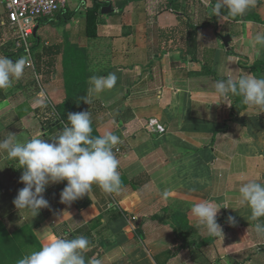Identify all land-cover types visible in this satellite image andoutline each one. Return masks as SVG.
Masks as SVG:
<instances>
[{"label": "crops", "instance_id": "1", "mask_svg": "<svg viewBox=\"0 0 264 264\" xmlns=\"http://www.w3.org/2000/svg\"><path fill=\"white\" fill-rule=\"evenodd\" d=\"M127 1L80 0L85 13L96 2L112 11H100L97 38L86 37L85 16L83 37H76L81 34L75 28L70 36L76 50L71 53L84 54L89 77L118 78L85 111L91 113L93 136L120 137L115 153L124 191L105 194L93 185L89 196L69 206L60 203L66 181L48 186L49 207L36 217L26 213L33 221V248L57 236L83 235L91 245L86 262L96 257L103 264H264V238L239 195L242 183L264 182V113L240 110L236 96L212 95L216 80L264 76V51L257 55L254 45L255 35L264 33V0H255L238 21L212 17L208 5L217 0ZM62 14L70 17L66 24L73 22L69 0ZM17 38L0 8V56L26 54L34 64L27 63L21 81L0 90V141L52 140L62 130L57 105L66 99L63 61L70 53L59 48L65 42L58 38L36 56L30 45V58L16 47ZM254 65L256 72L250 70ZM151 120L164 132L149 131ZM18 168L0 151V223L9 234L27 224L26 214L13 219V200L24 187ZM204 200L222 204L216 219L223 236L195 226L190 208ZM229 216L236 218L234 226Z\"/></svg>", "mask_w": 264, "mask_h": 264}, {"label": "clouds", "instance_id": "2", "mask_svg": "<svg viewBox=\"0 0 264 264\" xmlns=\"http://www.w3.org/2000/svg\"><path fill=\"white\" fill-rule=\"evenodd\" d=\"M254 6L255 0H217L215 4L208 5L211 16L222 20L228 17L242 19ZM254 45L257 55L264 51V33L255 35ZM27 63L26 57L0 56V90H7L14 82L21 81ZM117 79L115 73L90 76V87L79 98L80 101L90 105L99 94L113 89ZM212 95L224 100L238 96L243 105L264 113V76L244 74L216 80ZM61 124L62 130L52 140L33 137L20 142L10 137L0 141V151H6L7 158L14 160L19 165L18 169H22L20 183L24 187L18 191L13 204L18 211L23 210L33 217L38 216L41 209L49 207L44 193L52 184L67 182L60 193V203L69 206L86 194L89 196L93 185L105 194L124 191L119 171L121 162L115 153L116 146L121 143L120 137L112 132L93 136L90 111L69 113L67 122L61 121ZM239 195L250 209L248 219L256 221V234L264 238V223L258 222L264 218V182L242 183ZM221 205L213 200L193 204L190 215L196 221L195 226L210 236H223L216 219ZM227 220L233 226L237 223L233 216ZM90 246L89 239L83 235L71 238L57 236L38 250L24 255L17 264H103L96 257L86 262L85 252Z\"/></svg>", "mask_w": 264, "mask_h": 264}, {"label": "trees", "instance_id": "3", "mask_svg": "<svg viewBox=\"0 0 264 264\" xmlns=\"http://www.w3.org/2000/svg\"><path fill=\"white\" fill-rule=\"evenodd\" d=\"M131 1V0H129ZM127 1V2H129ZM214 1L212 4H215ZM108 3H100L96 2L94 6L88 9L85 13V35L90 39H95L98 37V22H99V14L102 10V6ZM227 16V12L224 13ZM70 17L62 14L58 17L59 23L66 22L69 20ZM231 20L238 21L240 20L239 17L232 18L228 17ZM47 19H43L40 21L39 24L47 23ZM21 51L25 53V48H21ZM71 61H66L68 58ZM64 58L63 67H64V83L66 88V99L62 104L57 105V111L62 118L63 121L67 122V116L69 113L81 112L85 111L87 108V104L80 101V97L87 93V80L89 78L88 68H87V61L82 53L74 52L68 54V56ZM257 65H254L250 68L251 71H255ZM256 72V71H255ZM240 102L237 104L240 110L246 109L248 106L243 105L241 103V98L236 96ZM3 225L2 223H0ZM5 226L3 225L0 228V254L4 257V259L11 260V264L14 260H19L22 258L26 251L30 249H34L33 246L36 243L34 238L31 234L26 232V229H22L17 231L13 234H9ZM7 231V232H6ZM18 234H25V236L17 237ZM20 238V239H18ZM33 239V240H32ZM10 243V244H9ZM15 244H17L15 246ZM9 248V249H6ZM35 250V249H34ZM4 251V252H3ZM11 254H14L17 259H12ZM16 261V264H17Z\"/></svg>", "mask_w": 264, "mask_h": 264}, {"label": "built area", "instance_id": "4", "mask_svg": "<svg viewBox=\"0 0 264 264\" xmlns=\"http://www.w3.org/2000/svg\"><path fill=\"white\" fill-rule=\"evenodd\" d=\"M68 0H0V8H5L12 29L17 31V48H25L31 58L29 38L34 35L36 27L43 19H58ZM28 66H34L30 61ZM148 130L152 133L164 132L158 121L151 120ZM119 152V150L117 149Z\"/></svg>", "mask_w": 264, "mask_h": 264}, {"label": "rangeland", "instance_id": "5", "mask_svg": "<svg viewBox=\"0 0 264 264\" xmlns=\"http://www.w3.org/2000/svg\"><path fill=\"white\" fill-rule=\"evenodd\" d=\"M79 5H80V0H69V7L71 10L75 11V15H76L72 23L69 22L68 24H66L68 22V20H66V22L59 23V19L48 18L47 23L40 24L41 27L38 30L37 35L29 38V43L33 49L34 56H36V54L38 52H41L44 48L50 47L47 45V43L52 44V46H56L58 38L60 39V41L62 40L63 42H65V45L64 46L59 45V46H61L59 48H61L62 50H64V48L68 49L67 53H71L72 51H76L74 49V47L71 46V44L74 41L70 36L72 33V29L75 28L76 31L77 32L79 31L78 33L81 34V36L76 35V37L77 38L83 37L82 32L84 30L85 9L81 5L80 6ZM76 37H75V39H76ZM59 43H61V42H59ZM77 43H79V42L77 41ZM69 48H71V49H69ZM77 52L80 53V51H77ZM24 56L26 57L27 60L29 59L26 54ZM66 61H71V60L68 57V58H66ZM29 62H30V60H29ZM33 79H34L35 83L37 84V86L40 88V82L41 81L40 82L38 81L36 75L33 76ZM10 209L12 210V208H10ZM16 212L17 213L13 216L14 221L19 220L20 217H22V215L27 213L23 210H20V211L17 210ZM27 216H28L27 214L25 216H23L22 221L26 219V223H27L26 224V232L28 234H31V231L29 230V228H32L33 221H31L30 218ZM3 225L0 224V228H2ZM4 228H6V227H4ZM5 230H7V229H5ZM16 236L17 237H20V236L24 237L25 234L20 235L17 233ZM18 239H20V238H18ZM16 245L17 244H15V246ZM6 249H9V248H6ZM33 250L34 249H30L29 251H26L24 254L26 255V254L32 252ZM11 257H12V259H17L14 254H11ZM16 261L17 260H14V262L12 264H16ZM0 264H11V260L4 259V257L1 256V254H0Z\"/></svg>", "mask_w": 264, "mask_h": 264}, {"label": "water", "instance_id": "6", "mask_svg": "<svg viewBox=\"0 0 264 264\" xmlns=\"http://www.w3.org/2000/svg\"><path fill=\"white\" fill-rule=\"evenodd\" d=\"M106 11H112V7H105L102 9V13H105ZM38 30H39V26L36 27L35 29V35L37 34Z\"/></svg>", "mask_w": 264, "mask_h": 264}]
</instances>
